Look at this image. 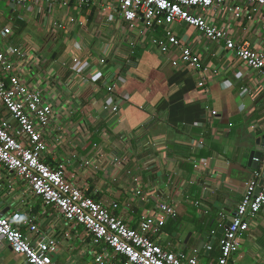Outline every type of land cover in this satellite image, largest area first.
I'll return each instance as SVG.
<instances>
[{
  "label": "crops",
  "instance_id": "crops-1",
  "mask_svg": "<svg viewBox=\"0 0 264 264\" xmlns=\"http://www.w3.org/2000/svg\"><path fill=\"white\" fill-rule=\"evenodd\" d=\"M202 15L234 42L264 54L262 9L229 3ZM5 28L10 34L0 37V49L17 50L11 61L20 81L39 89L53 109L42 134L43 162L63 165L67 179L131 227L157 215L161 203L174 207L159 245L216 264L221 235L210 234V227L220 213L233 214L254 171L247 159L239 162L240 153L264 138V75L229 54L223 42L212 44L186 24L151 28L141 20L126 22L117 0H27L15 6L0 1V32ZM167 33L198 54L204 77L182 64L172 66L180 48L169 44ZM82 66L83 73L74 72ZM114 66L121 69L114 75L115 91L108 92L104 86ZM114 103L116 114L104 109ZM1 120L29 145L2 109ZM0 212L20 214L18 229L32 245L55 241L53 264H96L95 255H110L1 166ZM204 233L203 247L193 254ZM119 259L104 262L120 264ZM233 263L264 264V207L250 220ZM0 264L27 263L3 244Z\"/></svg>",
  "mask_w": 264,
  "mask_h": 264
},
{
  "label": "built area",
  "instance_id": "built-area-1",
  "mask_svg": "<svg viewBox=\"0 0 264 264\" xmlns=\"http://www.w3.org/2000/svg\"><path fill=\"white\" fill-rule=\"evenodd\" d=\"M7 1V0H0ZM10 4L23 5L27 0H8ZM44 3L61 1L63 4L84 3L87 0H41ZM120 15L126 22L141 20L146 27L170 26L173 23H185L200 32L212 44L224 43L229 54L240 60L248 69L264 75V54L252 50L246 42H234L227 31L209 23L202 15L214 6L246 3L255 5L264 11V0H117ZM236 17L239 13H235ZM72 21V20H71ZM10 34L5 28L0 32L4 38ZM171 46L180 48V56L172 61V66L182 64L189 70L205 76L207 70L200 63L197 53L181 48L171 33H167ZM167 50L166 47L163 51ZM17 50L0 49V109L5 110L10 119L27 137L29 145L15 138L9 131L6 121H0V166L13 174L19 181L27 184L30 192L40 198L45 206L53 208L67 224L81 226L94 244H103L110 255H95L96 264H105L109 257H118L120 264H200L194 255L175 253L158 243V238L167 220L176 215L174 207L166 203L158 205V214L148 216L131 227L114 215L107 207L87 197L80 186L67 179L63 165L50 168L43 162L47 152L42 134L53 116L51 104L39 89H30L15 72L11 56ZM72 62L77 64V59ZM100 64L105 65L101 59ZM111 80L105 83L108 92L115 91L114 75H118L121 66L110 67ZM85 67L74 68L75 73H83ZM98 71H96L97 73ZM89 83L82 81V85ZM199 87L204 86L201 81ZM104 107L111 114L118 112V103ZM262 160L258 169L252 172L243 196L233 212V221L221 235L219 256L216 264H231L238 253L242 235L249 229L250 220L264 207V145L260 149ZM139 194V192H137ZM197 205V203H196ZM117 208L116 204L112 209ZM21 220L19 213L3 215L0 212V246L6 244L15 255L23 256L27 264H53L50 254L55 250L56 242L47 240L32 245L18 229ZM225 214L217 218V228L225 224ZM31 223V222H30ZM29 231L35 232L34 224ZM215 235V231H211ZM210 246L206 250H210ZM192 253H197L196 248ZM95 254V253H93ZM235 264V263H233Z\"/></svg>",
  "mask_w": 264,
  "mask_h": 264
},
{
  "label": "water",
  "instance_id": "water-1",
  "mask_svg": "<svg viewBox=\"0 0 264 264\" xmlns=\"http://www.w3.org/2000/svg\"><path fill=\"white\" fill-rule=\"evenodd\" d=\"M182 24L185 25V23H182ZM263 145H264V138L262 140L256 141L255 146L252 149H248V153H244V150H242L239 156V162L242 158H245L247 159L248 168L252 170L258 169L259 164L262 160V154H261L260 149L261 147H263ZM256 147H259V148H256ZM232 221H233V214H231L230 216L226 218L224 226L219 228L218 233L220 235H223V233L231 225ZM204 236L208 237V234L204 233L198 238L197 243L194 245V248H196V250H200L203 247L204 242L202 239ZM210 243L212 244L211 239H210Z\"/></svg>",
  "mask_w": 264,
  "mask_h": 264
},
{
  "label": "trees",
  "instance_id": "trees-1",
  "mask_svg": "<svg viewBox=\"0 0 264 264\" xmlns=\"http://www.w3.org/2000/svg\"><path fill=\"white\" fill-rule=\"evenodd\" d=\"M96 135H98V134L96 133ZM216 222L214 221V225H212V227H210V228H212V230L210 229V231H209L210 233H211V231H215L216 234L218 233L219 229L217 228V223Z\"/></svg>",
  "mask_w": 264,
  "mask_h": 264
}]
</instances>
